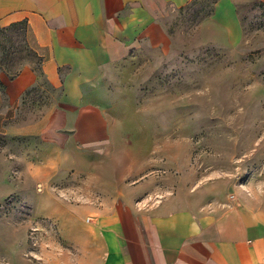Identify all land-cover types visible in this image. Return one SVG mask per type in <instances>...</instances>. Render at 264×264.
Listing matches in <instances>:
<instances>
[{"label":"crops","instance_id":"0c3cea01","mask_svg":"<svg viewBox=\"0 0 264 264\" xmlns=\"http://www.w3.org/2000/svg\"><path fill=\"white\" fill-rule=\"evenodd\" d=\"M193 1L0 0V26L26 22L38 59L0 72V210L16 197L37 221V264H264V183L251 178L189 197L188 176H149L133 187L137 204L122 189L112 194L119 204L94 202L108 195L90 181L122 180L106 149L121 132L116 86L140 70V55L169 52L167 18ZM226 11L237 18L236 3L220 0L212 19ZM28 226L0 222V264H35Z\"/></svg>","mask_w":264,"mask_h":264},{"label":"rangeland","instance_id":"374dc122","mask_svg":"<svg viewBox=\"0 0 264 264\" xmlns=\"http://www.w3.org/2000/svg\"><path fill=\"white\" fill-rule=\"evenodd\" d=\"M219 1L194 0L173 11L166 22L169 52L140 55V70L116 86L110 104L121 132L106 149L115 155L122 180L117 186L90 181L94 192L108 195L94 198L97 205L119 204L112 197L116 189L125 191L126 203L137 204L134 185L164 174L188 176L189 197H203L199 188L222 180L264 183V6L233 0L237 18L226 11L213 20ZM18 31L0 26V72L15 74L23 63L38 64ZM24 109L31 119L37 115L34 102ZM1 206L0 222L29 223L27 255L37 264V221L16 197ZM98 216H88L87 222Z\"/></svg>","mask_w":264,"mask_h":264},{"label":"trees","instance_id":"16d2710c","mask_svg":"<svg viewBox=\"0 0 264 264\" xmlns=\"http://www.w3.org/2000/svg\"><path fill=\"white\" fill-rule=\"evenodd\" d=\"M17 28H19L18 34L25 40L26 22H20V23L12 24V25H10L8 27H5V30H8V29H12L13 30V29H17Z\"/></svg>","mask_w":264,"mask_h":264}]
</instances>
